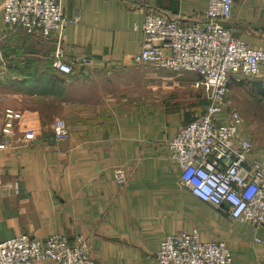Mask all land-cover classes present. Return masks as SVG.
I'll use <instances>...</instances> for the list:
<instances>
[{
	"label": "crops",
	"instance_id": "crops-1",
	"mask_svg": "<svg viewBox=\"0 0 264 264\" xmlns=\"http://www.w3.org/2000/svg\"><path fill=\"white\" fill-rule=\"evenodd\" d=\"M57 1L67 19L59 48L69 74L53 65L56 34L7 25L0 0V241L19 232L70 240L81 233L103 264H158L166 234L196 230L201 241H224L235 264H264L262 229L193 195L168 157L166 142L205 105L201 75L132 60L147 13L187 25L204 19L208 0ZM233 1L222 24L264 47V0ZM160 76L166 85H157ZM226 99L218 119L249 102L264 105V67L230 73ZM6 108L21 112L9 134L1 131ZM56 117L69 126L59 141L51 135ZM241 118L264 162V135Z\"/></svg>",
	"mask_w": 264,
	"mask_h": 264
},
{
	"label": "built area",
	"instance_id": "built-area-1",
	"mask_svg": "<svg viewBox=\"0 0 264 264\" xmlns=\"http://www.w3.org/2000/svg\"><path fill=\"white\" fill-rule=\"evenodd\" d=\"M144 2L138 0L139 5ZM233 4V0H208L204 19L187 25L147 13L140 26L142 44L132 60L201 75L206 103L166 142L168 157L175 160L180 180L193 195L264 232V162L253 154L255 142L242 131L239 110L231 108L225 118H217L228 103L230 73L253 75L264 67V47L249 46L222 24ZM2 17L7 25L36 30L43 37L56 34L53 65L65 74L72 71L59 48L67 19L57 0H4ZM81 62L90 61L83 58ZM20 116L18 110L6 108L1 131L12 133ZM51 135L54 141L69 135L64 118L53 120ZM114 180L119 188L125 184L123 169L115 170ZM156 259L158 264H235L224 241H201L196 230L166 234ZM47 260L51 264H103L91 256L81 233L70 240L62 233L39 239L19 232L0 241V264H43Z\"/></svg>",
	"mask_w": 264,
	"mask_h": 264
},
{
	"label": "rangeland",
	"instance_id": "rangeland-1",
	"mask_svg": "<svg viewBox=\"0 0 264 264\" xmlns=\"http://www.w3.org/2000/svg\"><path fill=\"white\" fill-rule=\"evenodd\" d=\"M157 74L159 75L160 72H157ZM160 84L166 85V81L161 76L157 77V85H160ZM201 85H203V84L201 83ZM199 86L200 85L198 84V86H197L198 90L200 89ZM203 89H204V87H203ZM157 90L161 91V90H159V88ZM203 97L205 100V90L203 91ZM243 106H244L243 109H240V113H241L240 115L247 118V121H250V122L253 121L254 126H255V132L258 135H260V136L264 135V105L257 104V103L254 104V103L249 102L247 104H244Z\"/></svg>",
	"mask_w": 264,
	"mask_h": 264
},
{
	"label": "trees",
	"instance_id": "trees-1",
	"mask_svg": "<svg viewBox=\"0 0 264 264\" xmlns=\"http://www.w3.org/2000/svg\"><path fill=\"white\" fill-rule=\"evenodd\" d=\"M205 103H206V99H205Z\"/></svg>",
	"mask_w": 264,
	"mask_h": 264
}]
</instances>
